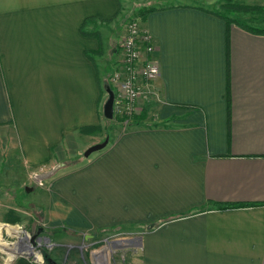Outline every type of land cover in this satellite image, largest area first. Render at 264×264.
Listing matches in <instances>:
<instances>
[{"label": "crops", "instance_id": "0c3cea01", "mask_svg": "<svg viewBox=\"0 0 264 264\" xmlns=\"http://www.w3.org/2000/svg\"><path fill=\"white\" fill-rule=\"evenodd\" d=\"M181 1L0 0V157L33 190L35 174L72 163L36 187L47 229L131 232L135 264H263L264 35ZM151 7L140 21L160 74L137 104L146 118L84 161L106 138L124 25L113 41L109 27Z\"/></svg>", "mask_w": 264, "mask_h": 264}, {"label": "rangeland", "instance_id": "374dc122", "mask_svg": "<svg viewBox=\"0 0 264 264\" xmlns=\"http://www.w3.org/2000/svg\"><path fill=\"white\" fill-rule=\"evenodd\" d=\"M226 2H234L239 4H259L260 0H182V5H191L196 7H202L207 11H221L222 5ZM160 5V3H156ZM122 6L125 7L124 3ZM131 8L133 5H130ZM136 12H128L124 19L121 22L116 23L115 29H111V38L112 41L115 38V32L119 29L120 25H125L128 21V17L137 18ZM124 14V13H123ZM122 14V15H123ZM237 15V14H236ZM231 17H234L232 15ZM235 17L242 19L250 23L252 26L262 27L264 25L263 20L253 19L251 15L239 14ZM140 19V18H139ZM141 20V19H140ZM121 37V36H120ZM111 41V42H112ZM107 99V97H106ZM106 101V100H105ZM138 112V116H140ZM136 115H133V118ZM133 118L129 121L128 124H125L124 121L128 118L121 119L113 114V120H107L104 118V131L105 133H113L117 135L123 131H129L131 125L130 122H133ZM114 119L124 120L123 123H116ZM105 138V137H103ZM94 154V153H93ZM91 154V155H93ZM82 159L85 161L87 158L82 156ZM10 168V170H9ZM61 170V169H60ZM26 179V171L22 168L19 162L10 160L8 157H0V225L4 227L0 228V244L6 245L15 243L17 241L16 237H12L7 230V227L17 228L21 232L23 238V243H27L35 253L39 256V262L34 260L33 255H28L29 258L24 257H15L10 262L7 261V255L0 250V264H15L19 259H24L30 264H45L43 253L49 255V258L58 264H104L105 257L98 255V252L102 251L104 247L107 249L108 264H135L133 261V255H130L127 251L124 250H112L109 248L108 243L111 241H121L126 238H134L136 236L129 235L132 234L129 232V229L125 233L128 235L115 234L114 231H105L102 233H96L95 237H87L85 234L76 233L73 231L67 230L65 232L62 230L52 231L47 229L42 221H38L33 216L31 211L30 203L35 200L37 197L38 185H36L32 180L31 186L34 185L32 191H26V186H20V184ZM14 208L15 210H13ZM17 217L19 222L17 224L5 223L7 218ZM7 224V225H5ZM42 233L38 235L40 239L42 237H48L49 242H36L32 244L30 239L37 234L38 231ZM31 256V257H30ZM103 256V255H102ZM104 259V260H101ZM107 262V260H106ZM106 264V263H105Z\"/></svg>", "mask_w": 264, "mask_h": 264}, {"label": "built area", "instance_id": "2783aa9c", "mask_svg": "<svg viewBox=\"0 0 264 264\" xmlns=\"http://www.w3.org/2000/svg\"><path fill=\"white\" fill-rule=\"evenodd\" d=\"M118 51L121 57L109 78V85L114 94L113 114L121 119L128 118L123 120L128 124L138 113L139 100L154 92L153 83L160 74L154 44L138 17L125 23Z\"/></svg>", "mask_w": 264, "mask_h": 264}, {"label": "trees", "instance_id": "16d2710c", "mask_svg": "<svg viewBox=\"0 0 264 264\" xmlns=\"http://www.w3.org/2000/svg\"><path fill=\"white\" fill-rule=\"evenodd\" d=\"M260 2L261 3H259V4H239V3H234V2H226L225 4L222 5V9L219 12L218 11L217 12L216 11H207L202 7H197V9L205 10L208 13L224 20L227 26L235 25V26H238L242 29H245L251 33L264 35V25L262 27L252 26V25H250V23L243 21L242 19H239L238 17H235L239 14H243V15L249 14V15H251V18L260 19V20H263V22H264V0H260ZM155 10H157V8H155V7L143 8V9L137 11L136 15L138 16V18L143 20L145 15H147L148 13L153 12ZM232 15H234V17H231ZM89 20L90 19H87L82 24V34H84V35L88 34L86 31L83 30V28L87 26V22ZM108 87L112 90V87L109 84H105V90ZM145 118H146V114H145V112H143L140 116L135 117V120L138 123H140L142 120H145ZM114 121L116 123H122L123 122V120H120V119H114ZM99 130H100V127L96 126V127H88V128L82 129V132L96 134L99 132ZM106 137L109 138V133H106ZM71 165H72V163H62V164L58 165L57 171L60 169H63V168H68ZM231 206H233V205H230V204L229 205H227V204L226 205H224V204L218 205V207H220V208H230ZM18 222H19V219L17 217L7 218L5 221V223H11V224H17ZM155 226L156 225L151 224V225H147L146 227H143V228H145L146 230H150V229L154 228ZM124 229L125 228H121L118 230H124ZM57 230H62V231L65 230V232L67 230L73 231V229H71V228H61V229H57ZM54 231H56V230H54ZM73 232H76V231H73ZM43 257H44L45 264H47L46 261L49 258V255L43 253ZM15 264H30V263L24 259H19Z\"/></svg>", "mask_w": 264, "mask_h": 264}, {"label": "water", "instance_id": "95a60500", "mask_svg": "<svg viewBox=\"0 0 264 264\" xmlns=\"http://www.w3.org/2000/svg\"><path fill=\"white\" fill-rule=\"evenodd\" d=\"M106 95H107V99L103 105V117L107 120H113L114 94H113V91L109 87L106 88ZM107 143H108V137H106L103 142L97 143L95 145L88 147L84 151L83 157L88 158L91 154L96 153V152L104 149L107 146ZM57 169H58V167H53L52 169H50L48 171L35 174L32 177V181L35 184L40 185L44 181L50 179L55 174ZM25 190L28 191V190H31V188L27 187V188H25ZM5 225H7V224H5ZM89 237H92V236H89ZM41 241H44L46 243V242H49L50 239L48 237H43L42 239H40V238L35 239V236H33L30 239V242L32 244H36V242H41ZM140 242H141V238L135 237V238H130V239L126 238V239H123L121 241H111L108 243V245H109V248L112 250H124V249L138 248L140 246ZM21 257L28 258L25 256H21ZM46 262H47V264H58L57 262L53 261L50 258H48Z\"/></svg>", "mask_w": 264, "mask_h": 264}, {"label": "bare ground", "instance_id": "6f19581e", "mask_svg": "<svg viewBox=\"0 0 264 264\" xmlns=\"http://www.w3.org/2000/svg\"><path fill=\"white\" fill-rule=\"evenodd\" d=\"M1 227H4V225L1 224L0 228ZM6 229L9 230V233L12 237L17 238V241L15 243L6 244V245H2L3 243L0 244V250L3 251L7 255L6 262H9V261L11 262L13 258L15 257L25 256L29 258L28 255H33L34 260L36 262H39L40 258L38 254L35 253L33 249L27 243H23V238L20 236L19 230L17 228H10V227H7Z\"/></svg>", "mask_w": 264, "mask_h": 264}, {"label": "flooded vegetation", "instance_id": "af4514ba", "mask_svg": "<svg viewBox=\"0 0 264 264\" xmlns=\"http://www.w3.org/2000/svg\"><path fill=\"white\" fill-rule=\"evenodd\" d=\"M42 232L39 230L38 232H37V234H35L34 236H35V239H37V238H39L38 237V235H40ZM46 237V236H45ZM95 236H92V238H94ZM43 238V237H42Z\"/></svg>", "mask_w": 264, "mask_h": 264}]
</instances>
